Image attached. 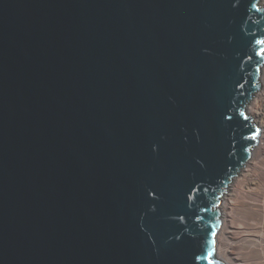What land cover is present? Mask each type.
<instances>
[{
	"label": "water",
	"instance_id": "95a60500",
	"mask_svg": "<svg viewBox=\"0 0 264 264\" xmlns=\"http://www.w3.org/2000/svg\"><path fill=\"white\" fill-rule=\"evenodd\" d=\"M263 67L262 0H0V264H225Z\"/></svg>",
	"mask_w": 264,
	"mask_h": 264
},
{
	"label": "bare ground",
	"instance_id": "6f19581e",
	"mask_svg": "<svg viewBox=\"0 0 264 264\" xmlns=\"http://www.w3.org/2000/svg\"><path fill=\"white\" fill-rule=\"evenodd\" d=\"M247 111L261 136L252 159L223 197L216 249L225 264H264V67L262 87Z\"/></svg>",
	"mask_w": 264,
	"mask_h": 264
}]
</instances>
